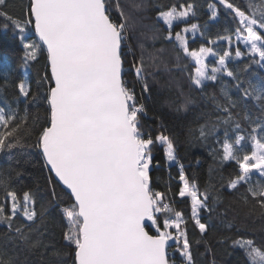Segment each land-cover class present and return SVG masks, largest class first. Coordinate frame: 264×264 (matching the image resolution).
Returning <instances> with one entry per match:
<instances>
[{
	"label": "snow or ice",
	"instance_id": "1",
	"mask_svg": "<svg viewBox=\"0 0 264 264\" xmlns=\"http://www.w3.org/2000/svg\"><path fill=\"white\" fill-rule=\"evenodd\" d=\"M219 6L234 31L194 48L186 34L194 41L207 30V24L202 31L188 23L197 15L195 0L156 5L155 31H166L163 40L174 56L165 58L161 47L146 62V45L135 33L147 0H129L127 8L122 0H27L19 16L9 0H0V29L11 32L22 52L12 62L13 53L0 48V152L38 149L51 188L44 202L33 190L17 188L22 173L0 170V264H32V255H38L35 264H66L69 255L71 264H196L188 226L193 235L198 231L199 245L213 228L224 191L239 193L264 214V75H242L251 65L264 69V0H211L210 20H218ZM177 23L184 26L174 31ZM221 42L228 45L222 55ZM234 44L243 50L237 46L233 55ZM243 57V68L229 67ZM161 68L186 73L189 88L200 94L196 119L203 123L190 127L188 136L208 149L210 175L234 165L227 177L220 175L219 187L209 183L201 190L177 159L176 139L162 124L155 135L144 124L149 79ZM209 86H218V94H209ZM195 104L181 90L175 111ZM157 149L178 165V178L170 173L164 191L154 189L151 177ZM177 203L189 206L187 217ZM50 207L58 208L64 224L61 247L44 227ZM228 240L244 264H264V240L239 230L220 243Z\"/></svg>",
	"mask_w": 264,
	"mask_h": 264
},
{
	"label": "trees",
	"instance_id": "2",
	"mask_svg": "<svg viewBox=\"0 0 264 264\" xmlns=\"http://www.w3.org/2000/svg\"><path fill=\"white\" fill-rule=\"evenodd\" d=\"M187 2V0H147L148 7L142 13H140L139 28L135 33V37L141 39L145 45L147 51L145 52L146 62L150 53H154L161 47L165 48L163 53L165 58H171L174 56L172 46L163 40V36L166 35V31H155L156 26V5H170L173 3ZM211 0H195L198 5L196 8L197 15L191 17L188 23H197L201 30H205V24H207V30L204 37H201L199 33L196 34L193 41L192 34H186L189 38L190 47L198 48L202 43L207 44L209 38L216 39L217 35H225V29L234 31L235 25L231 21V18L226 15L222 6H219V18L216 21L209 19L210 13L207 9V4ZM234 2H241V0H234ZM122 3L127 8L129 0H122ZM27 0H9V10L14 15H21L24 11ZM182 24L177 23L175 29L180 30ZM163 26L161 25V28ZM174 29V31H175ZM143 33V35H141ZM156 35L159 39L153 41L151 37ZM135 46V39L132 41ZM154 45V47H153ZM220 52H223L225 46L221 43L217 46ZM0 48L7 50L10 53L8 59L12 62L22 55L19 46L17 45L11 32H4L0 29ZM241 48V47H240ZM243 50V48H241ZM136 55L139 56V48L135 49ZM247 62V57L241 58L239 61H230L229 67L235 69L237 65L243 68L244 63ZM44 58L41 57V64L37 65L42 70ZM171 66V64H170ZM127 67V65H126ZM191 71V69H189ZM252 73L264 75V69H261L258 65H251L250 68L242 73L244 76H248ZM35 71L32 73L33 79L35 78ZM130 78V77H129ZM229 80L230 78L224 77ZM151 87V95L145 97V104L147 107L148 115L144 119L146 127L153 129V135H155L158 126L163 125L167 129L166 134L171 135L177 141V159L180 164L184 165L185 171L190 179H196L199 183L200 189L213 183L219 187L220 175L223 174L227 177L234 167L229 164L222 170L216 168L210 175L209 168L213 165L212 158L208 155V149L201 146L195 140H192L188 136V129L190 127L195 128L199 123H203V120H197L196 116L203 108V103L198 91L189 88L188 76L182 72H168L161 68L157 71L155 78L149 79ZM183 90L185 95L189 93L195 97L196 104L190 106L188 112L177 113L175 111L176 102L180 98V91ZM209 94L216 92L218 94V86L213 89L211 86L206 90ZM139 96V89H137ZM34 113L36 109H31ZM42 111V109H41ZM34 139V138H33ZM153 169L151 177L153 181L154 189L161 191L166 190L167 182L169 181V174L173 178H178V165L174 162H166L163 150L157 149L154 152ZM197 160L200 161L197 164ZM156 161H159L156 166ZM168 165H171L169 168ZM0 170L5 172L11 171L13 176L16 172L22 173V175L16 180V186L19 189L27 190L31 189L36 192L38 198L44 202L49 200V193L51 191L49 185V172L44 168L42 157L34 147L16 148L11 151L5 150L0 152ZM176 179H173L172 183L175 184ZM178 189L173 188V191ZM243 191V189L241 190ZM215 196L216 193L212 192ZM179 199V198H177ZM176 208L178 210L183 209L186 217L190 214L189 206L186 203H177ZM49 211L51 215L44 222V227L47 230V236L54 241L58 247L63 246L64 241L62 239V233L64 230V224L59 215V210L56 207H50ZM205 220L208 219V214L205 213ZM210 223L213 225L207 235L203 238L199 245L195 244V241L200 238L198 231L193 235L192 226L189 224V238L193 241V254L196 259V264H244L243 254L231 247V240L226 243H220L225 237H236L237 230L242 235L250 236L256 239L259 243L264 240V214L258 208H253L251 204L245 205L240 199V194H231L227 191L223 192V197L216 205V210L212 214ZM231 223L233 228L227 229L225 225ZM5 229L0 226V233ZM43 230V229H42ZM211 249V251H206ZM65 251H69L65 249ZM171 251V250H170ZM203 254V255H201ZM23 259V257H21ZM38 260V255L29 256V261L32 264ZM71 255L65 258L66 264H71Z\"/></svg>",
	"mask_w": 264,
	"mask_h": 264
},
{
	"label": "rangeland",
	"instance_id": "3",
	"mask_svg": "<svg viewBox=\"0 0 264 264\" xmlns=\"http://www.w3.org/2000/svg\"><path fill=\"white\" fill-rule=\"evenodd\" d=\"M183 26H184V25L182 24L180 27H183ZM175 31H177V30L175 29ZM233 39H234V37H233ZM221 44H222L223 46H225L224 48L228 47V45H227L226 42H221ZM205 46H208V45H205ZM237 46L243 48V45H236V44H234V45L232 46V48H231V51H232L233 55H234V52H235V48H236ZM220 54L222 55L223 52H220ZM209 60L211 61V63L214 64L215 61H214L213 58L210 57Z\"/></svg>",
	"mask_w": 264,
	"mask_h": 264
}]
</instances>
